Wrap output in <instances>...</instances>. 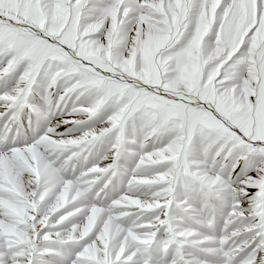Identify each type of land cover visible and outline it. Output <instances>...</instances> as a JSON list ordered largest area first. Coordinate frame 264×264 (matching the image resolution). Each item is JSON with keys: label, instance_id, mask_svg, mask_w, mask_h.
Masks as SVG:
<instances>
[{"label": "snow or ice", "instance_id": "6c2138e0", "mask_svg": "<svg viewBox=\"0 0 264 264\" xmlns=\"http://www.w3.org/2000/svg\"><path fill=\"white\" fill-rule=\"evenodd\" d=\"M0 264H264V0H0Z\"/></svg>", "mask_w": 264, "mask_h": 264}]
</instances>
